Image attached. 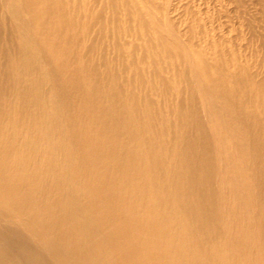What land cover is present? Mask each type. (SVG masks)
Returning <instances> with one entry per match:
<instances>
[{
  "label": "bare ground",
  "instance_id": "1",
  "mask_svg": "<svg viewBox=\"0 0 264 264\" xmlns=\"http://www.w3.org/2000/svg\"><path fill=\"white\" fill-rule=\"evenodd\" d=\"M0 264H264V0H0Z\"/></svg>",
  "mask_w": 264,
  "mask_h": 264
},
{
  "label": "rangeland",
  "instance_id": "2",
  "mask_svg": "<svg viewBox=\"0 0 264 264\" xmlns=\"http://www.w3.org/2000/svg\"><path fill=\"white\" fill-rule=\"evenodd\" d=\"M0 222H1V223H4V222H3V219H1Z\"/></svg>",
  "mask_w": 264,
  "mask_h": 264
}]
</instances>
